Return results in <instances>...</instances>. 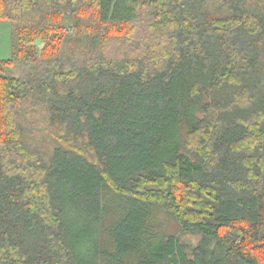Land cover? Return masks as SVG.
Masks as SVG:
<instances>
[{"label": "trees", "instance_id": "1", "mask_svg": "<svg viewBox=\"0 0 264 264\" xmlns=\"http://www.w3.org/2000/svg\"><path fill=\"white\" fill-rule=\"evenodd\" d=\"M0 20L23 72H0V264H264V0H0Z\"/></svg>", "mask_w": 264, "mask_h": 264}, {"label": "rangeland", "instance_id": "2", "mask_svg": "<svg viewBox=\"0 0 264 264\" xmlns=\"http://www.w3.org/2000/svg\"><path fill=\"white\" fill-rule=\"evenodd\" d=\"M6 25L0 27V58L3 59H7L10 58L12 56V38L13 35H11V28L7 23H4ZM21 47H23L24 45H28L24 40H20L18 43ZM23 45V46H22ZM44 43L41 42V44L39 45L38 48L42 49L43 48ZM1 67V65H0ZM3 68V69H2ZM0 72L2 74H5L6 76H21L23 74L22 72V68H20L17 65H5L4 67L2 66L0 68ZM40 110V109H39ZM43 111L40 110V114H42L43 116H45V114L42 113ZM39 114V111L37 113V116ZM36 116V117H37ZM44 119V117H43ZM43 119L41 120V123H43ZM47 132L49 133L50 136V141L53 143L54 140H58L55 143L58 145H62L65 148H74L79 150L80 148H82V144L85 143L84 140L80 141V137L73 140V139H68V138H64L65 137V133H64V129L61 125H55L50 129H47ZM64 139V140H63ZM84 146V144H83ZM79 151H84L86 154H91L90 156L93 155V151L87 147H85V150H79ZM89 156V157H90ZM174 224V223H173ZM175 224L173 225V229H175ZM188 238L190 239H186V240H192L193 242H196L197 238L195 236H188Z\"/></svg>", "mask_w": 264, "mask_h": 264}, {"label": "crops", "instance_id": "3", "mask_svg": "<svg viewBox=\"0 0 264 264\" xmlns=\"http://www.w3.org/2000/svg\"><path fill=\"white\" fill-rule=\"evenodd\" d=\"M4 23H7V24L10 26V28H11V35H12V26H11V23L8 22V21H2V20H0V27L6 25V24H4ZM11 44H12V41H11Z\"/></svg>", "mask_w": 264, "mask_h": 264}]
</instances>
